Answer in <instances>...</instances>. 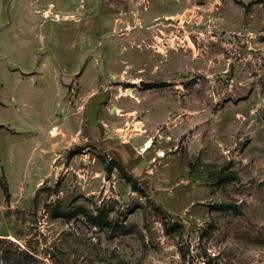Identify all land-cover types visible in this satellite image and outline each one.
Instances as JSON below:
<instances>
[{
  "label": "rangeland",
  "instance_id": "1",
  "mask_svg": "<svg viewBox=\"0 0 264 264\" xmlns=\"http://www.w3.org/2000/svg\"><path fill=\"white\" fill-rule=\"evenodd\" d=\"M0 264H264V0H0Z\"/></svg>",
  "mask_w": 264,
  "mask_h": 264
},
{
  "label": "bare ground",
  "instance_id": "2",
  "mask_svg": "<svg viewBox=\"0 0 264 264\" xmlns=\"http://www.w3.org/2000/svg\"><path fill=\"white\" fill-rule=\"evenodd\" d=\"M47 18V15H44ZM129 95L131 94L130 92H128ZM49 134L51 135V137H56L58 135V129L56 127H54ZM151 147V143L148 141L145 146L144 149L142 151H145L147 148Z\"/></svg>",
  "mask_w": 264,
  "mask_h": 264
},
{
  "label": "trees",
  "instance_id": "3",
  "mask_svg": "<svg viewBox=\"0 0 264 264\" xmlns=\"http://www.w3.org/2000/svg\"><path fill=\"white\" fill-rule=\"evenodd\" d=\"M129 181H130V179H128ZM133 189H135L136 187H135V184H133V187H132ZM2 189H3V191H5V188L2 186Z\"/></svg>",
  "mask_w": 264,
  "mask_h": 264
}]
</instances>
